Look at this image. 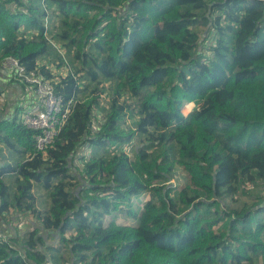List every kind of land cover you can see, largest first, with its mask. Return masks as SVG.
<instances>
[{"label": "trees", "instance_id": "obj_1", "mask_svg": "<svg viewBox=\"0 0 264 264\" xmlns=\"http://www.w3.org/2000/svg\"><path fill=\"white\" fill-rule=\"evenodd\" d=\"M6 57L68 113L43 151L0 118V264H264V0H0Z\"/></svg>", "mask_w": 264, "mask_h": 264}, {"label": "built area", "instance_id": "obj_2", "mask_svg": "<svg viewBox=\"0 0 264 264\" xmlns=\"http://www.w3.org/2000/svg\"><path fill=\"white\" fill-rule=\"evenodd\" d=\"M2 71L11 73L16 81L23 85H29L31 87L29 89L33 90L30 94L32 99L28 103L26 102L27 100L22 103L23 108L20 111L18 120L22 125L37 131L35 146L39 151L45 150L57 136L60 126L68 113V108L61 112V97L54 93L50 81L39 73H26L16 59L11 57L4 58L0 62V72ZM4 99L2 92L1 104ZM15 103L12 109L19 106Z\"/></svg>", "mask_w": 264, "mask_h": 264}, {"label": "rangeland", "instance_id": "obj_3", "mask_svg": "<svg viewBox=\"0 0 264 264\" xmlns=\"http://www.w3.org/2000/svg\"><path fill=\"white\" fill-rule=\"evenodd\" d=\"M56 47H58L59 50L64 54V52H65L64 48H62L59 44H56ZM249 66H250V63H248V62L240 63L237 66L236 71H235L237 77L246 76L248 74ZM51 68H52V70L54 72H57L56 69L54 68V66H51ZM25 87L26 88L24 89V91L27 92L26 89L28 88V92L31 94L32 91H33V90L29 89L31 87L29 85H25ZM100 87L102 88V86H100ZM21 94H22L21 91L18 90L17 93L15 94V96H19ZM30 94H29L28 98L32 99ZM19 101L22 102V100H19ZM100 101H101V104L103 106H106V103H107V94L106 93H103L101 95ZM194 108H195V105L193 103V106H192L191 110H193ZM20 111H21V109H20ZM9 112L11 113V109H9ZM96 112H97V117H100L101 114L98 111H96ZM128 122L131 124L132 123V119H129ZM96 125H97V123L95 121L94 128H95ZM125 150L129 152L130 148L129 147H125ZM5 153L7 154L6 150H5ZM77 166L78 167L81 166V163L78 162V161H75V163L73 165V168L75 169ZM178 173H181V171H178ZM180 180L181 179L179 177L175 176V178H173V179H171L169 181V184L174 185L176 182L180 183ZM7 182L12 184L11 180H7ZM257 186L258 187L256 188V186H252V185L248 184V185H246V188L250 189V191L252 190L250 192V194H253V195L264 194V184H260V185H257ZM33 192H34L35 197H36V203H35L36 207L39 210H41V211L46 210L48 208V206H49V197H48L47 192L43 188H41L38 184H36V183L34 184ZM250 196L243 195V194L236 195L235 197L238 198V201L234 204V206H240L243 203L244 204H248V205L253 203L254 198H251L252 196L251 197ZM146 199H147V196L145 194L139 196L133 202L134 203V207H135L136 204L140 205V207H141L142 206V202L145 201ZM8 219H10V221H7L6 224L4 223V226L6 227L5 235L7 237H16V238H18L21 235H23L26 230L31 229L32 226L36 223V219L32 215H30L28 213H14L13 215H9ZM105 222H108V219H106ZM117 223L123 224V225H137L138 222H137V220L128 218L124 214L120 213V214L117 215ZM48 242L49 243L50 242H54V240L52 238H49Z\"/></svg>", "mask_w": 264, "mask_h": 264}, {"label": "crops", "instance_id": "obj_4", "mask_svg": "<svg viewBox=\"0 0 264 264\" xmlns=\"http://www.w3.org/2000/svg\"><path fill=\"white\" fill-rule=\"evenodd\" d=\"M25 85L20 84L16 79L13 77V75L7 71H2L0 72V89L3 92L4 95V101L1 104V109H0V118L5 117V118H11L13 117L14 113L16 112L17 109H22V103L29 102V92L28 88L26 89L27 92L24 91ZM21 91V95L15 96L17 91ZM23 97V98H22ZM19 100H22L20 102ZM184 100L183 102H185ZM17 103L19 106L15 109H12L13 103ZM189 102V101H187ZM15 103V104H16ZM183 104V103H182ZM9 109H11V113L9 112ZM6 232V231H5Z\"/></svg>", "mask_w": 264, "mask_h": 264}]
</instances>
